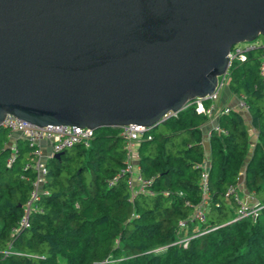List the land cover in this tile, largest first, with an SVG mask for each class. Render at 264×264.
Returning a JSON list of instances; mask_svg holds the SVG:
<instances>
[{"label":"trees","instance_id":"obj_1","mask_svg":"<svg viewBox=\"0 0 264 264\" xmlns=\"http://www.w3.org/2000/svg\"><path fill=\"white\" fill-rule=\"evenodd\" d=\"M253 43L244 59L230 62L225 84L246 105L254 143L243 115L231 108L217 116L224 131L211 129L205 160L200 125L208 116L187 105L152 126L150 138L136 146L144 192L133 194L121 172L120 128H98L87 147L74 144L45 159L24 226L20 218L35 176L25 165L34 147L22 137L9 146V130L0 128V264H264V47ZM240 173L260 208L253 220L237 218L236 202L225 195ZM202 200L205 219L198 221L193 210ZM184 229L193 234L185 247L176 243Z\"/></svg>","mask_w":264,"mask_h":264},{"label":"water","instance_id":"obj_2","mask_svg":"<svg viewBox=\"0 0 264 264\" xmlns=\"http://www.w3.org/2000/svg\"><path fill=\"white\" fill-rule=\"evenodd\" d=\"M259 36L264 0H0V124L155 126Z\"/></svg>","mask_w":264,"mask_h":264},{"label":"built area","instance_id":"obj_3","mask_svg":"<svg viewBox=\"0 0 264 264\" xmlns=\"http://www.w3.org/2000/svg\"><path fill=\"white\" fill-rule=\"evenodd\" d=\"M252 43H248V45L245 47H238L234 44L227 53V68L233 59H244L243 51L251 47ZM253 44L258 43L254 42ZM260 44H262V46L264 47V41ZM226 75L227 69L221 76L218 77L215 90L211 94L206 95L204 97H196L192 100H189L184 104L183 108L187 105L192 104L194 106L195 111L201 112L207 115L208 117H217L221 113L228 112L229 109H231L230 106H217L215 104V101L218 97V91L222 87L224 81H226ZM259 75L261 76L262 80L264 97V49L260 55ZM206 101L209 102L208 105H205L204 102ZM237 106L240 108H245L246 110V105L239 98L237 100ZM176 112L177 111H167L160 117L159 122L164 121L170 116L176 115ZM151 127L152 126H144L135 123H129L127 125H122L119 127L120 135L124 139L125 149V163L121 172L127 174L126 182L133 194L138 191H146V180L142 179L138 174V167L136 164V146L141 140H146L150 138L149 130ZM0 128H6L9 130V133L18 134L20 137L27 140L28 143L34 147L31 163H27L25 165L31 166L35 170V176L32 181V190L30 192L29 199L24 204V215L20 218V223L26 226V214L33 207V201L37 198L39 187L42 184L44 180V175L46 173L45 159L48 156H53L54 153L60 152L63 149L70 147L74 144H82L83 146L87 147L92 137L93 130L87 127H80L74 125H47L43 127H37L12 115H7L3 119L0 124ZM212 129L218 132L224 131L217 123L212 126ZM43 140L49 142L50 153L46 157L43 156L42 150L39 146V142ZM205 160L202 163V171L200 172V179L202 183L201 188L203 194L206 193L205 166L207 165V161ZM225 195H231L233 200L236 202L237 205L234 209V212L237 218L249 217L253 220L258 215L260 208L255 205V201L249 200L242 196L234 184L230 183L227 185ZM205 213V200H202L194 206L193 217L196 218L198 221H204ZM186 224V220L178 221V225L180 228L185 227ZM183 231V235L178 238L176 243H180L183 247H185L187 241L193 236V234H188L185 229Z\"/></svg>","mask_w":264,"mask_h":264},{"label":"crops","instance_id":"obj_4","mask_svg":"<svg viewBox=\"0 0 264 264\" xmlns=\"http://www.w3.org/2000/svg\"><path fill=\"white\" fill-rule=\"evenodd\" d=\"M227 97L228 98L218 96L216 101H215V104L217 106L228 105L231 108L236 109L237 111H239L242 115L243 114L246 115L245 119H244V122L246 121L245 124H247L246 127L248 129L249 137L251 138L249 141H250V145H252L254 143V141H255L256 134H255L254 129L249 124V119H248L247 112L242 113V111H240V109L236 107L235 104H236V101L238 100V98L236 96L230 94L228 90H227ZM232 97L235 100L234 99L231 100ZM215 123H217V117L211 116V117H208L207 120L200 125V141H201L202 148H203V155L205 157L204 159H207V156H208V153H209V142H208L209 133H210V131L212 129V126ZM18 137H20V136L18 134H16V133H9V140H8L7 144L9 146H13L14 140L16 138H18ZM39 146H40V148L42 150L43 156H45V157L48 156L49 153H50L49 142L46 141V140L40 141L39 142ZM236 187H237L238 191L240 192V194L242 196H244L245 198H247L249 200H253L254 199L252 194L247 192V190L244 188V185H243V182H242V174L241 173L239 174Z\"/></svg>","mask_w":264,"mask_h":264},{"label":"rangeland","instance_id":"obj_5","mask_svg":"<svg viewBox=\"0 0 264 264\" xmlns=\"http://www.w3.org/2000/svg\"><path fill=\"white\" fill-rule=\"evenodd\" d=\"M263 41H264V37L259 36V37H257L256 40H254L253 42L260 44V43L263 42ZM235 45L238 46V47H245V46L248 45V42H247V41H242V42H238V43H236ZM225 83H226V82L224 81L222 87L219 89V91H218V96L228 98V97H227V89H226V84H225ZM232 99H234V98L232 97L231 100H232ZM234 100H235V99H234ZM235 105H236L237 108L240 109V111H242V113H245V112H246L245 108H240V107L237 106V101H236V104H235ZM245 116H246V115L243 114V118H244V119H245ZM244 123H246V121H245ZM245 125L247 126V124H245ZM250 139H251V138L249 137V140H250Z\"/></svg>","mask_w":264,"mask_h":264}]
</instances>
